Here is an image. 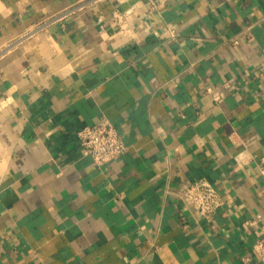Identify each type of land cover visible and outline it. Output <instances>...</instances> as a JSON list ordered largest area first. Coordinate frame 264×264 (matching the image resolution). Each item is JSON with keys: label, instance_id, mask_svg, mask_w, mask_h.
Wrapping results in <instances>:
<instances>
[{"label": "crops", "instance_id": "crops-1", "mask_svg": "<svg viewBox=\"0 0 264 264\" xmlns=\"http://www.w3.org/2000/svg\"><path fill=\"white\" fill-rule=\"evenodd\" d=\"M263 49L264 0H0V264H261Z\"/></svg>", "mask_w": 264, "mask_h": 264}, {"label": "built area", "instance_id": "built-area-1", "mask_svg": "<svg viewBox=\"0 0 264 264\" xmlns=\"http://www.w3.org/2000/svg\"><path fill=\"white\" fill-rule=\"evenodd\" d=\"M149 1L152 7H156L157 0ZM78 137L84 154L89 155L100 168L120 157L127 149L119 130L109 119L84 126L78 131ZM262 160L264 161V157ZM181 197L184 203L201 215L213 214L225 204L219 188L205 179L190 183L181 193ZM254 251L258 261L264 264V233L255 242Z\"/></svg>", "mask_w": 264, "mask_h": 264}]
</instances>
